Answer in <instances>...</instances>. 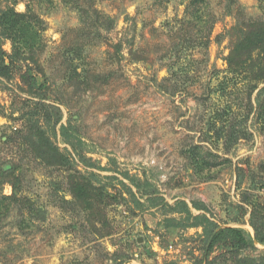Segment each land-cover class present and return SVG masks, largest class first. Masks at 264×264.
Segmentation results:
<instances>
[{
	"label": "rangeland",
	"instance_id": "1",
	"mask_svg": "<svg viewBox=\"0 0 264 264\" xmlns=\"http://www.w3.org/2000/svg\"><path fill=\"white\" fill-rule=\"evenodd\" d=\"M187 2L0 0V10L30 14L37 32L34 61H17L0 78V167L18 159L22 173L20 201L7 198L8 184L0 187V264H200L207 239L171 209L177 201H195L204 210L191 208L194 215L251 234L252 209L264 218V121L254 101L264 62L229 68L237 31L225 0H207L201 21L185 15ZM238 3L240 25L264 21V0ZM184 35L192 46H178ZM0 43L10 54V42ZM74 69L80 78L72 85ZM45 96L77 136L76 152L59 135L53 141L92 181L90 209L63 201L72 200L68 172L50 173L6 144L23 128L20 112ZM216 257L234 262L222 244L208 260ZM238 257L264 263V246Z\"/></svg>",
	"mask_w": 264,
	"mask_h": 264
},
{
	"label": "trees",
	"instance_id": "2",
	"mask_svg": "<svg viewBox=\"0 0 264 264\" xmlns=\"http://www.w3.org/2000/svg\"><path fill=\"white\" fill-rule=\"evenodd\" d=\"M4 1L15 3V0ZM206 1L188 0L185 4V15L191 16L193 18L192 21H201L203 17L201 7ZM224 11L229 15L233 14L235 16L236 25L233 28L237 31L236 37H232L231 39L230 52L227 57L229 68L232 69L234 66H240L245 63H249L254 67L259 66L261 62H264V21L255 19L240 25V18L242 19L243 17V9L239 5L238 0H225ZM32 18L27 12H16L14 7L11 6L0 10V41L7 40L11 45V53L7 54L3 51L0 43V78L8 79L10 77L11 67L15 62L20 60L34 61L31 53L37 43V32L35 31L36 20L33 22ZM99 18L101 17L99 16ZM215 21V18H212L208 24L210 26L204 37L206 47L208 46L211 29ZM188 25L193 27L191 21ZM112 27L113 21H110L107 29L111 30ZM192 41V37L189 39L187 35H184L181 42L178 43V46L183 48L192 46L190 44ZM255 54L257 58L254 57ZM70 73L69 76L67 75V79L71 84L73 83L75 85L76 83L74 81L80 78V76L75 69ZM258 73H260L261 77V67ZM45 83L33 82L40 89L45 87ZM80 84H83V82H80ZM252 89H256V86H252ZM46 99H48L47 96L30 100V105L27 110L20 112V117L24 120L23 128L16 135L8 138L6 144L17 146L20 152H24L25 156H22V160L37 162L44 169L50 171V173L59 171L68 172V192L72 200L63 201L70 206L80 203L86 209L90 206L88 200L89 196L93 194V189H95L94 185L89 178L87 179L85 176H81V173L75 170L71 158L62 153L53 141V138L56 139L59 135L63 143L70 146L76 152L72 139L77 136L74 134L71 126H66L61 123L63 114L60 107L56 103L47 102ZM254 101L256 118L261 123V119L264 121V86L257 90ZM250 108H253V106L250 105ZM234 138L239 139V137ZM77 155L79 156V162L85 167H96L95 164L91 163V159L79 154ZM20 169L21 165L18 159H13L4 168L0 167V187L5 184L11 187L12 194L7 198L13 202L21 200V196H19L21 192L20 178L22 176ZM127 192L133 194L129 188ZM175 208H177L176 212L186 215L187 220L191 219L187 227L201 228L203 230V235L206 237L208 245L204 250L205 258L200 264H215V261L220 256L213 260H208V257L218 244H222L224 248L232 250L234 262L231 264H264L261 263V260L238 257L240 251L255 249L256 244L264 246V218H261V213L256 207L252 209L249 216V226L254 232V237L249 231L241 228H220L206 213L194 215L191 208L196 211L204 210L203 206L195 201L191 202V208L185 201H177L174 208L171 209ZM7 211L10 212V210ZM18 211L21 217V210L19 209ZM115 264H125V259L118 258Z\"/></svg>",
	"mask_w": 264,
	"mask_h": 264
},
{
	"label": "water",
	"instance_id": "3",
	"mask_svg": "<svg viewBox=\"0 0 264 264\" xmlns=\"http://www.w3.org/2000/svg\"><path fill=\"white\" fill-rule=\"evenodd\" d=\"M221 228V227H220ZM253 232V231H252ZM254 237V232L251 234Z\"/></svg>",
	"mask_w": 264,
	"mask_h": 264
}]
</instances>
